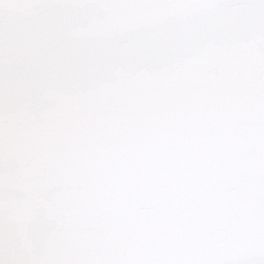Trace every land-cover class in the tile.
<instances>
[{
	"label": "snow or ice",
	"instance_id": "obj_1",
	"mask_svg": "<svg viewBox=\"0 0 264 264\" xmlns=\"http://www.w3.org/2000/svg\"><path fill=\"white\" fill-rule=\"evenodd\" d=\"M0 264H264V0H0Z\"/></svg>",
	"mask_w": 264,
	"mask_h": 264
}]
</instances>
